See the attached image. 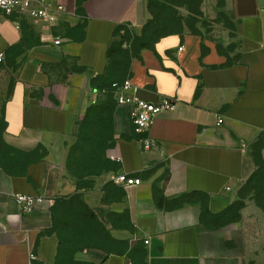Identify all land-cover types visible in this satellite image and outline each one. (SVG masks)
I'll return each mask as SVG.
<instances>
[{"label":"crops","instance_id":"1","mask_svg":"<svg viewBox=\"0 0 264 264\" xmlns=\"http://www.w3.org/2000/svg\"><path fill=\"white\" fill-rule=\"evenodd\" d=\"M33 1L57 20L0 15V264H59L73 227L91 246L102 232L111 264H264V212L244 194L264 157V0L202 4L199 22L157 0ZM126 79L174 107L138 134L116 103L117 170L79 185V130ZM17 194L46 201L25 215Z\"/></svg>","mask_w":264,"mask_h":264},{"label":"rangeland","instance_id":"2","mask_svg":"<svg viewBox=\"0 0 264 264\" xmlns=\"http://www.w3.org/2000/svg\"><path fill=\"white\" fill-rule=\"evenodd\" d=\"M159 1L164 3V7L166 6L167 10L165 11L174 14V16L175 12L180 15L181 11H189L191 19L195 22H199V18L202 17L200 14L202 4L211 9L224 5V0H157L158 4H160ZM115 105L114 96L109 94L107 104L93 108L83 121L78 134L79 141L72 147L69 160L73 174L79 179V185L85 186L86 177L98 176L105 170L110 172L117 170L115 161L112 160L111 156L109 159L106 157L107 154H111L112 141L115 135L112 128ZM254 162L256 172L246 185L244 194L249 202L258 204L264 212V157L260 149L255 154ZM73 228L74 231L68 233L69 238L67 240L69 243L65 244V252L61 256L59 264L112 263L110 256L103 255V251L106 250L107 237L102 232L92 238L96 243L91 246L88 243L89 236L83 230L85 227H77V231L75 227ZM101 250H103L102 253ZM137 263L145 264L143 253L139 255Z\"/></svg>","mask_w":264,"mask_h":264},{"label":"built area","instance_id":"3","mask_svg":"<svg viewBox=\"0 0 264 264\" xmlns=\"http://www.w3.org/2000/svg\"><path fill=\"white\" fill-rule=\"evenodd\" d=\"M57 11H64V7L59 6ZM53 7L50 5H42L33 0H0V15L3 17H11L14 14L21 13L30 15L37 20L55 22L57 19L52 13ZM56 42L55 44H58ZM182 48H180V51ZM4 62V54H0V65ZM1 74V69H0ZM112 94L119 106H128L131 109L132 124L136 133L144 134L150 130L155 123L158 115L164 111L172 110L174 105L171 100L162 99L157 103L145 101L139 97V88L131 79L122 82H114L111 85ZM223 118H219L218 124H223ZM143 147L148 150L153 145V141H143ZM114 161L120 163V159L113 158ZM115 183L124 187L131 188L140 186L142 180L128 173H121L115 179ZM15 200L19 205L21 213L29 215L42 207L46 201L43 196L15 195ZM145 244H149V240H145ZM32 259L35 256L32 255Z\"/></svg>","mask_w":264,"mask_h":264},{"label":"trees","instance_id":"4","mask_svg":"<svg viewBox=\"0 0 264 264\" xmlns=\"http://www.w3.org/2000/svg\"><path fill=\"white\" fill-rule=\"evenodd\" d=\"M147 29H148V27H147ZM113 51L116 52V49H114ZM120 82H122V81H120ZM110 94H112V92H110Z\"/></svg>","mask_w":264,"mask_h":264}]
</instances>
